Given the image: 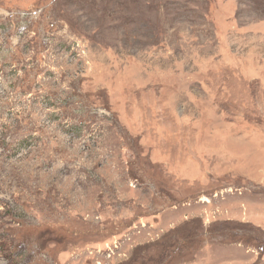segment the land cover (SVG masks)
Segmentation results:
<instances>
[{"label": "rangeland", "instance_id": "rangeland-1", "mask_svg": "<svg viewBox=\"0 0 264 264\" xmlns=\"http://www.w3.org/2000/svg\"><path fill=\"white\" fill-rule=\"evenodd\" d=\"M0 264H264V0H0Z\"/></svg>", "mask_w": 264, "mask_h": 264}]
</instances>
